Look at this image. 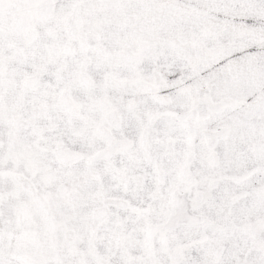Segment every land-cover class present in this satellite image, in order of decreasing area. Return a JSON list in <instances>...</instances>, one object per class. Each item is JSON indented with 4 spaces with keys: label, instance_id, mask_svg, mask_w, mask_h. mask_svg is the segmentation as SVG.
<instances>
[{
    "label": "snow or ice",
    "instance_id": "snow-or-ice-1",
    "mask_svg": "<svg viewBox=\"0 0 264 264\" xmlns=\"http://www.w3.org/2000/svg\"><path fill=\"white\" fill-rule=\"evenodd\" d=\"M0 264H264V0H0Z\"/></svg>",
    "mask_w": 264,
    "mask_h": 264
}]
</instances>
